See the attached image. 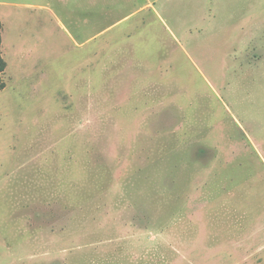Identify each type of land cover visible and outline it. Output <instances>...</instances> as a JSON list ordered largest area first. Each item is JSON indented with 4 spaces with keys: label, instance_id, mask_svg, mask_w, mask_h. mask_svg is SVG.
Here are the masks:
<instances>
[{
    "label": "rangeland",
    "instance_id": "1",
    "mask_svg": "<svg viewBox=\"0 0 264 264\" xmlns=\"http://www.w3.org/2000/svg\"><path fill=\"white\" fill-rule=\"evenodd\" d=\"M0 20V264H264V0Z\"/></svg>",
    "mask_w": 264,
    "mask_h": 264
},
{
    "label": "trees",
    "instance_id": "2",
    "mask_svg": "<svg viewBox=\"0 0 264 264\" xmlns=\"http://www.w3.org/2000/svg\"><path fill=\"white\" fill-rule=\"evenodd\" d=\"M2 22L0 20V76L3 74L7 68V61L3 56V51H2ZM4 84L2 85V88H4Z\"/></svg>",
    "mask_w": 264,
    "mask_h": 264
},
{
    "label": "crops",
    "instance_id": "3",
    "mask_svg": "<svg viewBox=\"0 0 264 264\" xmlns=\"http://www.w3.org/2000/svg\"><path fill=\"white\" fill-rule=\"evenodd\" d=\"M148 5H151V3H149Z\"/></svg>",
    "mask_w": 264,
    "mask_h": 264
}]
</instances>
